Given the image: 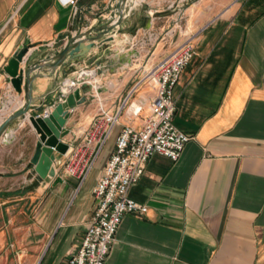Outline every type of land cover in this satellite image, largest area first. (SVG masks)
<instances>
[{
    "label": "crops",
    "instance_id": "obj_1",
    "mask_svg": "<svg viewBox=\"0 0 264 264\" xmlns=\"http://www.w3.org/2000/svg\"><path fill=\"white\" fill-rule=\"evenodd\" d=\"M117 1L0 0V122L24 101L4 71L13 53L28 46L20 67L43 59L116 17ZM132 1L121 24L84 55L40 72L31 107L57 103L60 85L86 69L95 86L69 109L62 141H80L100 109L116 113L129 93L127 103L144 100L139 116L121 111L82 182L60 176L65 156L56 152L54 173L40 178L33 128L21 118L6 126L0 264H66L91 221L92 189L121 127L139 128L149 114L154 89L135 88L143 68L187 38L195 55L174 87L173 121L191 139L177 160L149 158L129 190L147 210L123 216L105 264H264V0Z\"/></svg>",
    "mask_w": 264,
    "mask_h": 264
},
{
    "label": "built area",
    "instance_id": "obj_2",
    "mask_svg": "<svg viewBox=\"0 0 264 264\" xmlns=\"http://www.w3.org/2000/svg\"><path fill=\"white\" fill-rule=\"evenodd\" d=\"M65 1L73 3L75 0ZM194 55V44L191 38H187L156 64L143 68L135 88L148 83L154 89L149 114L139 128L129 124L121 127L103 175L92 189L95 208L91 221L78 248L67 258L66 264H105L123 216L143 214L147 210L145 204L129 196V190L142 176L149 158L153 154L172 160L180 157L191 135L173 121V91L180 73ZM91 72L80 69L73 78L60 85L58 101L84 83L95 86L87 77ZM130 95H127L116 113L100 109L91 119L87 129L82 131L80 141L70 144L64 154L65 159L60 162V176L74 177L82 182L94 165L121 111L125 108L130 116H139L144 100L127 103ZM55 104L44 108L40 115L48 116Z\"/></svg>",
    "mask_w": 264,
    "mask_h": 264
},
{
    "label": "water",
    "instance_id": "obj_3",
    "mask_svg": "<svg viewBox=\"0 0 264 264\" xmlns=\"http://www.w3.org/2000/svg\"><path fill=\"white\" fill-rule=\"evenodd\" d=\"M126 3L127 0H118L116 4V17L106 20L98 27H91L87 31L71 37L59 51H50L43 59L20 67V62L24 60L28 52V46L26 45L15 51L4 67V71L10 77V84L13 89L17 93H21L22 90L24 91V101L18 109L0 122V137L6 126L17 118L27 121L37 135L35 151L31 162L34 164L35 173L42 179H46L54 173L52 165L56 157L55 152L64 155L68 150L69 145L62 141V137L68 132L65 129L63 130V128L69 116V109L74 108L77 103L84 101L83 93L90 91V87L84 83L80 88L74 89L58 101L48 116L44 117L40 113L36 115L31 114L32 111L40 112L42 110L41 106L31 107L33 103L32 81L36 77L41 76L40 72L46 73L48 71L53 73L57 66L62 65L67 58L74 59L82 56L93 48L101 40L102 36L109 34L115 26L121 24L124 14L128 13V9L126 11ZM92 33L94 35H91ZM83 44L87 45L78 50ZM78 93L80 94L78 95ZM58 181H61L60 177Z\"/></svg>",
    "mask_w": 264,
    "mask_h": 264
},
{
    "label": "rangeland",
    "instance_id": "obj_4",
    "mask_svg": "<svg viewBox=\"0 0 264 264\" xmlns=\"http://www.w3.org/2000/svg\"><path fill=\"white\" fill-rule=\"evenodd\" d=\"M146 86H149L148 83L141 84L140 87H139V90L137 91L136 94L142 93L144 91V89L146 88Z\"/></svg>",
    "mask_w": 264,
    "mask_h": 264
},
{
    "label": "bare ground",
    "instance_id": "obj_5",
    "mask_svg": "<svg viewBox=\"0 0 264 264\" xmlns=\"http://www.w3.org/2000/svg\"><path fill=\"white\" fill-rule=\"evenodd\" d=\"M130 3H135V0H133L132 2H130ZM127 4H129V0H127ZM128 14V13H127ZM127 14H124V17L127 15ZM89 75H90V73H89ZM80 93H78V95H79Z\"/></svg>",
    "mask_w": 264,
    "mask_h": 264
}]
</instances>
